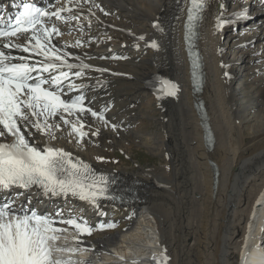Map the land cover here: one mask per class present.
<instances>
[{
  "label": "bare ground",
  "instance_id": "1",
  "mask_svg": "<svg viewBox=\"0 0 264 264\" xmlns=\"http://www.w3.org/2000/svg\"><path fill=\"white\" fill-rule=\"evenodd\" d=\"M51 2L56 4L48 10L73 9L61 13L65 21L79 17L68 22L53 17L60 31L71 32L52 37V44L67 54L68 63L89 66L69 73L71 82L82 87L63 98L83 94V107L104 119L85 114L81 131L87 136L79 138L71 134V126L55 118L50 123L61 125L59 131L54 129L55 139L29 129V140L57 145L72 162L86 164L107 180L96 185L106 190L97 193L95 204L70 193L55 198L53 207L62 206L49 218L63 231L47 233L56 237L47 241L51 260L55 256L77 258L69 264L88 257L91 264H264V0L205 1L198 41L205 82L198 94L193 93L184 40L189 0ZM11 54L27 55L15 49ZM78 70L84 73L79 79L72 75ZM238 75L240 89L235 88ZM160 78L176 86L174 96L154 92ZM197 98L205 102L215 137L213 150L203 142ZM176 109L185 111L180 124L196 145L171 146L176 137L167 142L166 135H148L157 114L166 118ZM228 116L235 127L245 130L243 144L232 145ZM157 121L166 127V120ZM146 134L150 152H161L164 158L167 151L170 162L163 160L162 167L148 170L128 169L124 161L114 168L103 164L106 152L114 147L134 157L133 146L146 145ZM12 193L16 196L8 201L14 204L26 201L39 204L38 210H52L40 187L16 188ZM120 194L127 197L118 199ZM112 210L118 217L108 225L104 217ZM67 220L80 227L61 222ZM99 223L105 226L102 232L94 229Z\"/></svg>",
  "mask_w": 264,
  "mask_h": 264
},
{
  "label": "snow or ice",
  "instance_id": "2",
  "mask_svg": "<svg viewBox=\"0 0 264 264\" xmlns=\"http://www.w3.org/2000/svg\"><path fill=\"white\" fill-rule=\"evenodd\" d=\"M73 2L67 0L68 4ZM202 8L203 0H191L189 20L196 18L195 14ZM72 11L66 6L41 10L25 3L14 23H0V140L12 138L10 143L0 142V188L29 189L37 186L45 194L57 196L70 193L95 204L97 191L102 195L106 189L94 190V185L105 182L104 177L92 178L90 183H85L90 176L86 164L72 162L71 155L62 149H41L29 143L32 136L29 129L55 139L54 129L59 131L61 127L60 124L50 123L55 118L63 125L71 126V134L79 138L87 136L81 131L84 126L81 120L85 114L104 119L102 114L83 107V94L68 100L63 98L70 97L73 91L82 87L71 82L69 73L73 69L89 67L87 64L68 63L64 58L67 54L52 44V37L60 35L59 28L52 23L53 17L61 22L79 19L69 16L65 21L61 13ZM222 26L218 24V28ZM151 46L156 47L155 44ZM12 49L27 55H12ZM83 74L78 70L72 75L79 79ZM165 89L168 96L176 94L174 84L165 83ZM66 117L75 119L70 121ZM61 222L80 227L74 220ZM53 223L51 218L38 216L35 212L17 215L12 204L0 205V264H60V261L51 260V250L47 246L49 239H56L47 233L63 231L53 228Z\"/></svg>",
  "mask_w": 264,
  "mask_h": 264
},
{
  "label": "rangeland",
  "instance_id": "3",
  "mask_svg": "<svg viewBox=\"0 0 264 264\" xmlns=\"http://www.w3.org/2000/svg\"><path fill=\"white\" fill-rule=\"evenodd\" d=\"M235 7L237 6V5H234ZM231 8L232 7H229V9H227V10H225L226 12H227V14L229 15L230 13H231ZM230 11V13H228ZM225 34L226 35H228L229 34V32L228 31H226L225 32ZM63 35H65V33L62 31V35H59L58 37H62ZM229 57H231V54H230V56ZM238 78V79H237ZM237 78L235 79V80H237L236 81V83H235V88H238V89H240V83L242 82V77L240 76V75H238L237 76ZM147 80H145V82H146ZM241 81V82H240ZM144 82V83H145ZM143 83V84H144ZM207 102V101H206ZM145 103H147V101L145 100L144 101V104ZM185 111H181V109L179 110V109H176V110H174V112L172 113V116H166V118H164V117H162L161 115H159V114H157V116H158V118L157 117H154L153 118V120H151L150 121V126H149V128L147 129V133H148V135H150L151 133L154 135H156V134H158L159 136H162V138H163V135H166L168 138L166 139L167 140V142H168V140H172V139H175L174 137H176V140H174V141H172V143H171V146L173 145V146H176V144L178 145V144H183L184 143V145H185V142H186V144L187 145H190V144H192V145H196V143H194V141L195 140H193V141H191V136H190V133H188L187 131L186 132H184V129L182 128V123L184 122L183 121V119H182V117H183V113H184ZM153 115H154V113H153ZM152 115V116H153ZM176 117V118H174V116ZM178 115V116H177ZM230 115H231V113H230ZM169 117V118H168ZM158 119H160L161 121H162V123H163V121H167L166 122V127H164L162 124H160V122L159 121H157ZM165 119V120H164ZM169 121H168V120ZM174 119V120H173ZM177 119V120H176ZM179 119V120H178ZM228 119L230 120V127H229V130H230V133H231V135H232V137H231V143H232V145L234 146H238L239 144H243L244 143V132H245V130L243 131V130H240L238 127H235L234 126V122H233V118L232 117H229L228 116ZM181 120H182V123H181ZM172 121V122H171ZM176 121V122H175ZM175 122V123H174ZM158 123H159V125H158ZM167 123H169V124H167ZM179 125H178V124ZM181 123V124H180ZM156 126H155V125ZM138 125V124H137ZM169 125H171V126H169ZM179 126V127H178ZM178 128V130H176L177 128ZM133 128H135V129H137V126L135 125V126H133ZM175 128V129H174ZM150 129V130H149ZM162 129V130H161ZM170 129V130H169ZM156 130V131H155ZM173 132H172V131ZM181 130V131H180ZM149 131H151V132H149ZM163 131V132H162ZM171 131V132H170ZM177 131H180V132H177ZM183 131V132H182ZM155 132V133H154ZM159 132V133H158ZM168 132H170V133H168ZM183 133V135H185V136H183L182 135V133ZM166 133V134H165ZM185 133V134H184ZM188 133V135H187V137H186V134ZM173 134H174V136H173ZM178 134V135H177ZM181 134V135H180ZM147 134H146V136L145 137H148V138H145V139H147V140H144V142H145V144L147 143L146 141H148V143L146 144V145H144V143H142L141 142V144H143V145H139L140 143H136L135 145L136 146H133V151H134V157H128L127 155V153L125 154V152H123L122 150H120L119 148H116V147H114L112 150H110V151H108V152H106L107 154L105 155V162L103 161V164L105 165V166H108V167H115V166H117V165H119V164H121L123 161L124 162H126L127 163V165L125 166L126 168H128V169H131V170H133V169H139V168H144V169H146V170H148V169H151V168H153V169H159L160 167H162V162H163V160H167L165 163H167V162H170V160H171V156L169 155V152H167V151H165L164 153L166 154V157H164L163 158V154L161 153V152H159V153H157V152H154L153 153V151L152 152H150L151 150H150V148L149 147H147L148 146V144H149V136H148ZM171 135V136H170ZM177 135V136H176ZM188 136H190V137H188ZM179 140H178V139ZM184 138H186V139H184ZM142 140H143V138H142ZM178 141V142H177ZM181 141V142H180ZM190 141V142H189ZM175 142H176V144H175ZM183 142V143H182ZM32 144H34V143H32ZM55 145V144H54ZM37 147H40L41 145H36ZM57 146V145H56ZM115 149V150H114ZM216 150H218L217 148H216ZM114 151V152H113ZM190 152V151H189ZM191 154H192V151L189 153V155H190V157H188V158H186V161L188 162L189 160H190V158H191ZM108 155V156H107ZM222 155L224 156V154H223V152H222ZM73 157V156H72ZM109 163V164H108ZM148 168V169H147ZM169 169V168H168ZM170 173V172H169ZM99 177H101V176H99ZM106 180V179H105ZM107 181V180H106ZM13 196V195H12ZM12 196H10V197H12ZM14 196H16V195H14ZM61 207V206H57V209H59V208ZM82 211V210H81ZM80 213V212H79ZM117 215V212H115V210H112L108 215H106L105 217H104V222H106V220L107 221H109L107 224L109 225V223H110V221L111 220H114V219H117V217L118 216H116L115 214ZM114 214V215H113ZM118 221H120V217H119V220ZM103 222V223H104ZM115 222V221H114ZM103 223H99L97 226H95L94 227V229H97V230H99V231H101L105 226L104 225H102ZM105 224V223H104ZM115 224H118L117 222H115ZM102 232V231H101ZM111 231L109 230V231H107L106 233H110Z\"/></svg>",
  "mask_w": 264,
  "mask_h": 264
},
{
  "label": "water",
  "instance_id": "4",
  "mask_svg": "<svg viewBox=\"0 0 264 264\" xmlns=\"http://www.w3.org/2000/svg\"><path fill=\"white\" fill-rule=\"evenodd\" d=\"M192 85L193 89H196V93H200L201 88L198 87L196 80L192 81ZM195 108L197 109V112L201 118L200 124L204 130L203 142L209 150H212L215 143V139L208 119V114L206 112L204 100L201 98H197L195 102Z\"/></svg>",
  "mask_w": 264,
  "mask_h": 264
}]
</instances>
